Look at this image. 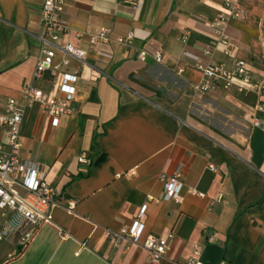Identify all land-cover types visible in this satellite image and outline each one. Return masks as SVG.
Here are the masks:
<instances>
[{"label": "crops", "instance_id": "1", "mask_svg": "<svg viewBox=\"0 0 264 264\" xmlns=\"http://www.w3.org/2000/svg\"><path fill=\"white\" fill-rule=\"evenodd\" d=\"M42 2L0 0V114L27 84L50 90L49 72L32 78ZM243 8V17L227 21L230 41L223 45L211 25L226 11L223 0H67L60 14L67 31L54 43L86 49V63L70 57L54 79L63 70L77 73L75 109L53 126L32 104L20 130L21 157L37 163L60 205L17 257L19 246L1 241L0 264H174L194 250L204 264H264V117L256 108L264 103V0H247ZM103 26L112 35L131 32V42L90 46L84 33ZM63 57L56 48L54 63ZM236 59L248 65L249 81L225 88L218 79L196 91L202 80L196 64L231 68ZM0 143L7 147L1 127ZM80 153L91 164L78 162ZM176 170L182 200H157L164 189L158 175ZM68 199L75 201L71 211ZM142 206L140 242L115 247L108 231L130 225ZM5 218L0 214V224ZM169 232L164 257L150 262L142 239Z\"/></svg>", "mask_w": 264, "mask_h": 264}, {"label": "built area", "instance_id": "2", "mask_svg": "<svg viewBox=\"0 0 264 264\" xmlns=\"http://www.w3.org/2000/svg\"><path fill=\"white\" fill-rule=\"evenodd\" d=\"M40 9L41 24L43 33L39 40L41 46L37 61L32 71L34 81H41L45 72H49L55 78L56 70L60 66H68L69 58H74L80 63H86L87 50L82 49L73 43L65 42L57 45L54 41L58 36L67 31L61 21V13L64 10L67 0H42ZM137 2V0H130ZM247 0H223L225 13H221L211 22L215 37L218 42L226 45L230 38L224 32L227 21L239 19L244 15L243 4ZM83 36V33H77ZM86 41L90 46H96L98 43H122L129 44L132 33L128 32L126 36L112 35V28L99 27L96 32L84 33ZM188 34L185 32L184 37ZM60 49L64 57L60 63H54L55 49ZM208 49L203 50L208 54ZM139 59L146 56L145 50H140L137 54ZM153 58L160 61L162 54L155 50ZM233 67L229 68L219 62L198 63L196 67L202 72L201 82L195 86L196 91H207L213 87L216 80L222 79L224 87L235 84L236 80L249 81L250 69L243 59H236ZM51 78L50 90H45L33 84L25 86L20 99L7 98L5 107L0 114V127L7 137V147L0 143V214L6 218L0 224V242L10 240L15 245L27 244L37 231L36 229L52 219V209L59 206L58 193L54 186L48 184L45 180V173L39 168L36 162L23 159L21 150V125L25 109L32 104H37L39 108L51 116L52 125L58 124L59 118L63 115L71 114L74 107V99L77 91V73L75 71L63 70L59 80ZM59 93L62 95L60 96ZM258 111L264 117V103L257 104ZM260 118L253 119L254 126L260 125ZM80 163L91 164V158L84 153L77 155ZM212 170L215 167L209 165ZM180 172L176 170L172 175L160 173L158 181L163 183L164 189L157 200H182L180 190L182 182L179 181ZM187 192L193 195L203 196L194 187H188ZM75 201L68 199L65 208L71 211L74 208ZM145 207L142 206L132 223L122 226L118 231L109 230L108 240L115 247H118L121 241H124L126 247L137 244L140 241L141 233L144 228L146 216ZM63 230L62 236H66ZM173 237L171 232L161 237H147L142 239V247L149 255V261L158 263L165 255L169 239ZM86 246V243L80 242V247ZM194 255L185 261H176L174 264H204L198 259V252L193 251ZM218 264H227L225 260H220Z\"/></svg>", "mask_w": 264, "mask_h": 264}, {"label": "trees", "instance_id": "3", "mask_svg": "<svg viewBox=\"0 0 264 264\" xmlns=\"http://www.w3.org/2000/svg\"><path fill=\"white\" fill-rule=\"evenodd\" d=\"M25 246H26V245H19L18 250H17V252L15 253V255L13 256V258H14V257H17V256L22 252V250L24 249ZM6 261H8V259H6L5 262H6ZM5 262H4L3 264H5Z\"/></svg>", "mask_w": 264, "mask_h": 264}, {"label": "rangeland", "instance_id": "4", "mask_svg": "<svg viewBox=\"0 0 264 264\" xmlns=\"http://www.w3.org/2000/svg\"><path fill=\"white\" fill-rule=\"evenodd\" d=\"M2 244V242H0V245Z\"/></svg>", "mask_w": 264, "mask_h": 264}]
</instances>
